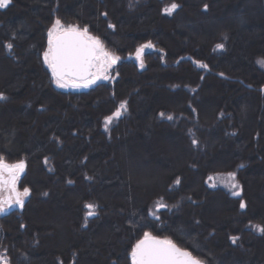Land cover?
I'll list each match as a JSON object with an SVG mask.
<instances>
[{
	"label": "trees",
	"instance_id": "1",
	"mask_svg": "<svg viewBox=\"0 0 264 264\" xmlns=\"http://www.w3.org/2000/svg\"><path fill=\"white\" fill-rule=\"evenodd\" d=\"M57 19L120 57L114 81L54 86L42 53ZM149 42L143 67L126 58ZM260 60L264 0H10L0 8V157L25 162L18 187L29 195L0 214V254L131 264L149 232L205 264H264ZM227 172L240 195L207 185Z\"/></svg>",
	"mask_w": 264,
	"mask_h": 264
},
{
	"label": "snow or ice",
	"instance_id": "2",
	"mask_svg": "<svg viewBox=\"0 0 264 264\" xmlns=\"http://www.w3.org/2000/svg\"><path fill=\"white\" fill-rule=\"evenodd\" d=\"M10 0H0V8L6 7ZM178 8L176 3H172L163 11L171 14ZM207 8V5H205ZM112 27V25H109ZM48 48L44 52V63L51 69L55 83L59 87H88L95 84L99 79H108V70L114 65L119 57L105 50L99 38L89 35L88 29L78 28L74 25L64 27L59 19L55 20L52 28L48 32ZM6 47L10 50L13 45L7 44ZM151 42L141 45L136 51L137 59H141L142 53L147 48H152ZM222 48L223 45H217ZM141 66L143 62L141 59ZM206 67V66H205ZM5 97L0 94V100ZM124 103L120 105V109H124ZM115 117L120 116V110L113 114ZM162 117L163 113L160 114ZM113 117H107L105 127L112 122ZM168 119H172L171 116ZM197 141L193 140V144ZM25 162L6 163L3 157H0V213L6 210V206L12 204L23 206L24 198L29 195V189L24 188L23 191H18L16 184L20 175L25 170ZM242 167V165H241ZM229 177L235 179V173H229ZM209 179H213L209 177ZM179 184V180L176 181ZM232 188H238V184L232 183ZM8 191L7 198L3 193ZM233 195H240L234 192ZM88 215H93L95 205L88 204L85 206ZM163 207V205H158ZM241 209L246 205L241 202ZM257 231L264 234V226H254ZM237 238L233 237L235 242ZM132 264H201V261L192 256L186 250H183L172 240L159 239L152 236L151 233L145 232L144 238L137 242L131 252ZM0 264H8V261L3 256H0Z\"/></svg>",
	"mask_w": 264,
	"mask_h": 264
},
{
	"label": "rangeland",
	"instance_id": "3",
	"mask_svg": "<svg viewBox=\"0 0 264 264\" xmlns=\"http://www.w3.org/2000/svg\"><path fill=\"white\" fill-rule=\"evenodd\" d=\"M171 4H168V5H165V7H164V9L166 8V7H168V6H170ZM54 24V23H53ZM62 25H64V27H67V26H69V25H65V24H62ZM53 26V25H52ZM52 26L48 29V32H49V30L52 28ZM75 26V25H74ZM80 29H83V28H80ZM89 35H91V34H89ZM92 36V35H91ZM48 40H49V36H48V33H47V42H46V47H45V50H44V52L47 50V48H48ZM147 44V43H146ZM144 45V44H143ZM141 47V46H140ZM139 47V48H140ZM138 49V48H137ZM154 48L152 47V48H147V49H145L144 50V52H146V51H149V50H153ZM106 50V49H105ZM106 51H108V50H106ZM137 51V50H136ZM136 51L134 52V53H132V54H130V55H127L126 56V58H130V59H133V60H137L138 61V59H137V56H136ZM44 52L42 53V59H43V62H44V57H43V54H44ZM108 52H110V51H108ZM143 52V53H144ZM111 53V52H110ZM142 53V54H143ZM113 54V53H112ZM115 55V54H114ZM115 56H117V55H115ZM117 57H119V56H117ZM142 57V56H141ZM120 60V57H119V59L117 60V62ZM117 62L114 64V65H112V67L108 70V73H107V76H108V79H99L98 80V82H112V81H114L115 80V78H116V73H115V65L117 64ZM259 63H260V65H262L263 67H264V62L263 61H259ZM45 64V63H44ZM140 65H141V62H140ZM45 66L51 71V69L48 67V65L47 64H45ZM51 76H52V72H51ZM52 81H53V84H54V86H56V87H58V88H61V89H72V90H79V89H85V88H87V87H83V86H81V87H73V86H71V85H69L68 87H59V86H57V84L55 83V80H54V77L52 76ZM122 104V103H121ZM120 104V105H121ZM120 105H119V107H118V109L120 110V116L122 115V113L124 112V110H125V108L124 109H120ZM117 109V110H118ZM117 110L114 112V113H116L117 112ZM113 113V114H114ZM110 115V116H108V117H113V119H112V122L110 123V124H108L107 125V128L105 127V120H106V118L104 119V122H103V127H104V129H108V127L118 118V117H115L114 115ZM160 159V158H159ZM161 160V159H160ZM147 173V172H146ZM229 173H234V172H227V173H214V174H210V175H208L207 176V179H206V183H207V185L209 186V187H222V188H224L226 191H228L229 193H231V194H233L234 192H239V193H241V187H240V185H239V183H238V181H237V179H236V175H235V179L233 180L231 177H229ZM21 176V175H20ZM209 177H212L213 179H209ZM20 178V177H19ZM19 180V179H18ZM232 183H236V184H238V188H232L231 187V184ZM16 187H17V190L18 191H23L22 189H20L19 187H18V181H17V184H16ZM8 191L7 190H5V192L3 193V195H4V197L5 198H7V196H8ZM26 198L27 197H25L24 198V201L26 200ZM22 207L21 206H19V205H15V204H12L10 207H8V206H6V210L3 212V213H0V214H4V213H6V212H8V211H10V210H13V209H21ZM151 215H153V216H156V211H154V210H151V213H150ZM57 218V216H54V220ZM144 238V237H143ZM142 239V238H141ZM161 239H168V238H161ZM170 240V239H169ZM136 245V244H135ZM0 256H3L2 254H0ZM4 258H6L5 256H3ZM130 257H131V255H130ZM6 260H7V258H6ZM9 264V263H8ZM131 264H132V259H131Z\"/></svg>",
	"mask_w": 264,
	"mask_h": 264
},
{
	"label": "water",
	"instance_id": "4",
	"mask_svg": "<svg viewBox=\"0 0 264 264\" xmlns=\"http://www.w3.org/2000/svg\"><path fill=\"white\" fill-rule=\"evenodd\" d=\"M97 81H98V80H97ZM97 81H96V82H97ZM157 238H158V237H157ZM142 239H143V238H142ZM159 239H161V238H159ZM140 240H141V239H140ZM140 240H139V241H140ZM162 240H163V239H162ZM136 244H137V243H136ZM177 247H179V246H177ZM179 248H180V247H179ZM181 249H182V248H181ZM183 250H185V249H183ZM186 251H187V250H186ZM188 252H189V251H188ZM193 257H194V256H193ZM196 259H197V258H196ZM198 260H199V259H198ZM200 261H201V260H200ZM201 264H205V263L201 261Z\"/></svg>",
	"mask_w": 264,
	"mask_h": 264
}]
</instances>
